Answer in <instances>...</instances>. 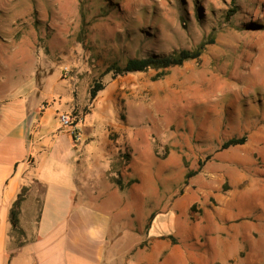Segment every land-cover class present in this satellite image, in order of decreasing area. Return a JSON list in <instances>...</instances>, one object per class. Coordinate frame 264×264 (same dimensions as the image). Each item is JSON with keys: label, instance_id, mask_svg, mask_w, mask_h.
Listing matches in <instances>:
<instances>
[{"label": "rangeland", "instance_id": "1", "mask_svg": "<svg viewBox=\"0 0 264 264\" xmlns=\"http://www.w3.org/2000/svg\"><path fill=\"white\" fill-rule=\"evenodd\" d=\"M210 38L162 78L103 74ZM2 106L36 111L39 135H68L82 173L101 184L121 247L155 217L153 231L175 238L164 264H264V0H0ZM104 168L136 181L120 190Z\"/></svg>", "mask_w": 264, "mask_h": 264}, {"label": "crops", "instance_id": "2", "mask_svg": "<svg viewBox=\"0 0 264 264\" xmlns=\"http://www.w3.org/2000/svg\"><path fill=\"white\" fill-rule=\"evenodd\" d=\"M38 119L33 109L19 107L10 113L0 107V264H164L169 258L175 260V238L153 231L155 217L138 243L119 245L123 235L112 229L113 216L99 191L101 184L82 173L75 145L68 135L55 134L60 128L38 134ZM107 171L104 168L101 177L111 184ZM23 186L29 187L20 205L23 235L15 243L9 211Z\"/></svg>", "mask_w": 264, "mask_h": 264}, {"label": "trees", "instance_id": "3", "mask_svg": "<svg viewBox=\"0 0 264 264\" xmlns=\"http://www.w3.org/2000/svg\"><path fill=\"white\" fill-rule=\"evenodd\" d=\"M227 15H231L232 13L236 12L234 7L231 8ZM213 42V38H210L208 42L202 41L200 42L195 48L193 49H181L176 52H172L167 55H159V54H148L143 57H129L127 58L123 63L118 62H112L109 64L103 74L111 73L112 76H120L130 73H139V72H145L149 69H156L159 70V72L156 74L154 79L162 78L164 75H166V70L175 67V66H181L186 61L198 59L205 46L207 44H211ZM104 84L98 80L94 81L92 86L90 87L88 93H89V103H92V101L96 98L99 91L103 90ZM245 142V137L240 138H232L227 141H225L222 144V148H228L230 146L240 145ZM191 172L186 173L185 178H188L192 176ZM111 182L116 184L120 190H123L124 188L131 185L132 182L136 181H127L125 184L119 180V178L111 176ZM29 187L23 186L20 189V192L17 194L16 199L13 201L10 211H9V222L11 225V233L10 236L13 238V242L17 243L21 236L23 235V230L19 226V213H20V205L21 202L24 200ZM153 217V214H151L150 218ZM171 238V236H169Z\"/></svg>", "mask_w": 264, "mask_h": 264}, {"label": "built area", "instance_id": "4", "mask_svg": "<svg viewBox=\"0 0 264 264\" xmlns=\"http://www.w3.org/2000/svg\"><path fill=\"white\" fill-rule=\"evenodd\" d=\"M59 120L62 126H72V132L76 130L75 128H77V125H72L71 118L68 114H61L59 116Z\"/></svg>", "mask_w": 264, "mask_h": 264}]
</instances>
